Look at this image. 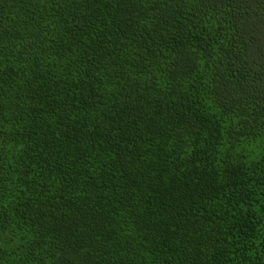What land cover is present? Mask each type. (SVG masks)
Instances as JSON below:
<instances>
[{"label": "trees", "instance_id": "obj_1", "mask_svg": "<svg viewBox=\"0 0 264 264\" xmlns=\"http://www.w3.org/2000/svg\"><path fill=\"white\" fill-rule=\"evenodd\" d=\"M0 264H264V0H0Z\"/></svg>", "mask_w": 264, "mask_h": 264}]
</instances>
